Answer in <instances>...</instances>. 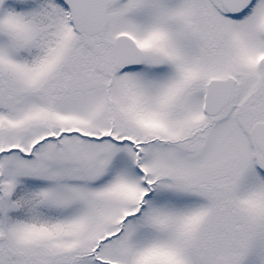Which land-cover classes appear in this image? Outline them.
Returning a JSON list of instances; mask_svg holds the SVG:
<instances>
[{
  "label": "snow or ice",
  "instance_id": "snow-or-ice-1",
  "mask_svg": "<svg viewBox=\"0 0 264 264\" xmlns=\"http://www.w3.org/2000/svg\"><path fill=\"white\" fill-rule=\"evenodd\" d=\"M0 264H264V0H0Z\"/></svg>",
  "mask_w": 264,
  "mask_h": 264
}]
</instances>
